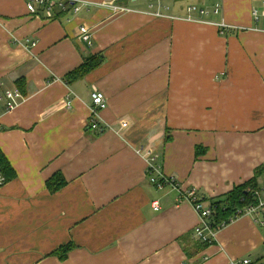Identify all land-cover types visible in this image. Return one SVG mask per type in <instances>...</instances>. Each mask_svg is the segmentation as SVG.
Segmentation results:
<instances>
[{
  "label": "crops",
  "instance_id": "obj_1",
  "mask_svg": "<svg viewBox=\"0 0 264 264\" xmlns=\"http://www.w3.org/2000/svg\"><path fill=\"white\" fill-rule=\"evenodd\" d=\"M84 1L46 19L25 0H0V95L23 94L0 114V151L16 173L0 187V264H264V226L243 214L201 245L183 195L219 198L264 165L262 0H166L162 17L147 0ZM215 4L217 15L187 20L188 6ZM95 88L107 99L102 134L88 127ZM138 147L179 189L150 181ZM56 173L66 183L51 192ZM68 243L60 260L53 252Z\"/></svg>",
  "mask_w": 264,
  "mask_h": 264
},
{
  "label": "built area",
  "instance_id": "obj_2",
  "mask_svg": "<svg viewBox=\"0 0 264 264\" xmlns=\"http://www.w3.org/2000/svg\"><path fill=\"white\" fill-rule=\"evenodd\" d=\"M150 13L157 16H164V11L168 9L166 0H147ZM90 2L84 0H25L27 12L32 15L43 14L46 19H52L57 11L64 14L78 13L83 7L89 6ZM101 6L110 8L115 14H123L130 12L131 9L123 4L115 3V1L101 2ZM221 10V6L218 4L212 7H204L198 5H190L187 7V20H194L193 13L197 12L201 16H207L210 13L217 15ZM255 18L258 15H264V0H262L261 11L254 10ZM167 16V15H165ZM220 28H227L228 25L225 22L215 23ZM80 38L89 44L91 43V35L89 28L86 25H81L79 28ZM26 42L32 46L36 45L35 41L27 39ZM92 105L90 106V117L88 127L97 131L98 134L109 130L110 128L103 125L99 121V113L107 107V99L104 94L98 89H94L91 95ZM23 100V94L18 88L6 89L0 95V114L2 111H11L18 106ZM126 126L125 122H122L121 127ZM137 153L140 154L147 165V173L150 181L158 188L162 189L164 184H170L172 187L179 189V184L174 178H167L161 171V165L158 162V157L155 151L151 147H138ZM7 182L5 175L0 167V187ZM254 196L256 198L255 204L247 205L243 208H238L235 215L231 218H236L240 215L247 214L252 216L261 226H264V183L260 184L254 189ZM183 195L189 200L195 211L199 214L200 222L194 228L193 236L198 241L207 243H213L215 241V234L218 230L211 228L210 217L214 213V209L208 204L201 201L197 191L195 189L185 190ZM230 219V220H231ZM227 264H256L248 257L242 259L230 258Z\"/></svg>",
  "mask_w": 264,
  "mask_h": 264
},
{
  "label": "trees",
  "instance_id": "obj_3",
  "mask_svg": "<svg viewBox=\"0 0 264 264\" xmlns=\"http://www.w3.org/2000/svg\"><path fill=\"white\" fill-rule=\"evenodd\" d=\"M100 63L99 60L94 61L91 65H85L83 69L82 66L78 68L71 75L74 77H79L84 75L85 72L95 68ZM167 139V138H166ZM0 167L3 174L6 177L7 182L16 177L14 169L11 167L7 158L0 151ZM264 175V165L257 167L254 170V177L236 185L231 191L219 198H208L207 196H200L202 202L208 204L214 209V213L211 215V228L217 229L222 223H228L230 219L235 215L238 208H243L250 204L256 203V198L254 196V189H256L260 183L258 178ZM66 183L65 178L61 173L54 174L51 178L46 181L47 188L54 192L64 186ZM198 241V240H197ZM201 245H209L210 243L198 241ZM75 248L74 243H68L66 245L60 246L57 250L53 252L60 260L67 258L68 253Z\"/></svg>",
  "mask_w": 264,
  "mask_h": 264
},
{
  "label": "rangeland",
  "instance_id": "obj_4",
  "mask_svg": "<svg viewBox=\"0 0 264 264\" xmlns=\"http://www.w3.org/2000/svg\"><path fill=\"white\" fill-rule=\"evenodd\" d=\"M262 183H264V180H262ZM262 183H261V184H262Z\"/></svg>",
  "mask_w": 264,
  "mask_h": 264
}]
</instances>
